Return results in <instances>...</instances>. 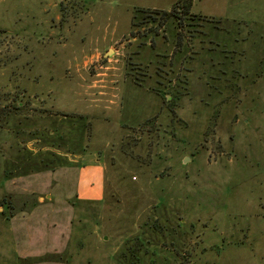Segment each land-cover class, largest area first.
<instances>
[{
    "label": "rangeland",
    "instance_id": "obj_1",
    "mask_svg": "<svg viewBox=\"0 0 264 264\" xmlns=\"http://www.w3.org/2000/svg\"><path fill=\"white\" fill-rule=\"evenodd\" d=\"M179 9L0 0V264H264V0Z\"/></svg>",
    "mask_w": 264,
    "mask_h": 264
},
{
    "label": "trees",
    "instance_id": "obj_2",
    "mask_svg": "<svg viewBox=\"0 0 264 264\" xmlns=\"http://www.w3.org/2000/svg\"><path fill=\"white\" fill-rule=\"evenodd\" d=\"M179 6H180V9H179L180 14H184L185 16L189 15L191 10H192V7H193V0H179ZM149 15L151 16L152 14H149ZM174 18H175V16H174L173 12H163V13L160 14V18L159 19H160V21H162L161 24L166 25L169 21H171ZM176 18L181 19V17L180 18L176 17ZM154 19H156V18L154 17ZM49 117H51V116H49ZM52 117H54V116H52ZM35 133H37V132H35ZM51 134L52 135L48 134V136H47L49 139L50 138L51 139L56 138V134L57 133L55 134L54 132H52ZM21 135L23 136V133ZM32 137H35V136L32 135ZM38 141L44 143L43 144L44 147L42 146L44 149L47 148V147H54V148H58V151L61 152L62 147H63L60 144H57V146H55L56 144L49 143V140H48V142H46V140H44L45 142L41 141V140H37V142ZM48 152L49 151H45L44 153H40V154H44V155L47 154V159L42 160V163H43L42 170H44V171L49 170L50 166H51V169H54L55 166L53 164H54L55 161L58 162L63 157L67 159L66 155L63 156L62 154L60 155V153L57 154L55 152H50L51 154H48ZM48 155H52V159H48ZM68 163H69V161H68ZM58 164H60V162Z\"/></svg>",
    "mask_w": 264,
    "mask_h": 264
},
{
    "label": "crops",
    "instance_id": "obj_3",
    "mask_svg": "<svg viewBox=\"0 0 264 264\" xmlns=\"http://www.w3.org/2000/svg\"><path fill=\"white\" fill-rule=\"evenodd\" d=\"M94 171H96L95 174L97 176H99V179L97 181H94L91 183L89 182V187L84 186V188L87 187L89 190H96L97 194L95 197H97V198H95V199H96V201H101L103 199L104 192H105V172H104L103 168L101 166L82 167L80 170L81 173H84V177H86V180H89L91 178V176L93 177L92 174H94ZM97 176H94V177H97ZM93 186H94V188H93ZM89 193H90V191H89ZM95 199L94 198H91V199L85 198L82 200H83V202L84 201L90 202V201H95ZM34 256L35 255H30V257H34Z\"/></svg>",
    "mask_w": 264,
    "mask_h": 264
}]
</instances>
